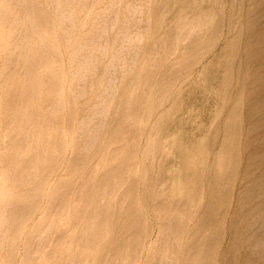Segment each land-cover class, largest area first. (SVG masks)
Segmentation results:
<instances>
[{"label": "rangeland", "instance_id": "1", "mask_svg": "<svg viewBox=\"0 0 264 264\" xmlns=\"http://www.w3.org/2000/svg\"><path fill=\"white\" fill-rule=\"evenodd\" d=\"M42 1L47 6L45 8L52 12L55 10L59 12L62 5V12L69 14L67 18L72 16L75 19V23H69L65 19V26L68 24L66 28H70L73 33L76 31L74 35L80 31L83 23L98 7L96 0H85L84 4L82 0ZM52 1L56 4L54 5ZM132 1L137 0L119 2L123 8ZM183 1L141 0L144 4V14L135 16L128 22L127 27H129H126L132 28V31L139 30L141 41L135 44L106 41L110 40V36L105 35L106 40H104L106 43L109 42V51L112 53H109V56L101 55V47L96 41H92L86 52L93 55V59L98 60L97 62L94 60L96 62L94 67L89 66V69L93 67L89 72L85 69L82 55L71 56L77 41H54L60 46L61 60L58 62L62 67L59 77L62 78L64 100L59 110L61 121L56 123L53 131L61 130L62 137L65 138V147L63 153L60 151L57 157L47 156L48 167L45 169H50L51 162L54 165L57 160L56 166L51 171L45 170L47 177L43 183L39 206L31 210L20 224L8 222L3 209L4 202L12 200V196L7 195L6 190L14 166L11 163L15 158L11 148L15 135L10 131L11 119L8 116L6 100L11 94L16 95L15 91L23 93L29 81L24 80L26 66L16 49L15 41L9 40L8 31H4L2 35L0 32V264H107L111 257L107 260L103 255L109 252L103 254L99 246L91 247V252L95 248L94 255L87 257L89 250L82 243L83 238L86 237L84 231L72 232L70 226L63 227L68 219H49L55 212L52 203L63 195L61 194L64 189L63 183L71 190L70 196L75 195L81 186L80 180L72 183L77 177V169L85 165L95 167L102 159L98 148L106 142L108 129L109 153L105 167H101L99 171L105 168L111 169L112 166L119 168L108 181L110 184L113 183L115 178L118 179V175L126 178L118 186L120 190L117 189L114 194L115 201L116 199L118 201L116 206L128 212L139 211L147 223L146 233L142 236L138 248L132 245L131 233L125 235L123 242L127 244L126 257L117 264H155L158 256L153 257V249L160 233L164 230L151 200L154 197L155 199L168 197L171 200L175 184L179 185L178 187L184 185L193 187L194 192L189 200L196 201V207L193 215L185 217L186 227L180 237L172 236L169 240L171 245L167 254L160 256L163 264H166L168 259L173 260L172 264H186L192 259L193 256L187 255L188 249L192 238L200 232L198 225L201 216L213 201L219 204L226 201L227 204L221 210V207L216 208L221 211L222 223L214 224L209 231L215 244L212 264H248L249 250L242 243L237 242L236 214L245 188L252 184V180L245 176L251 158L255 156L256 159H264L261 154H255V150L264 149V0H190L188 6L182 7L180 4ZM65 4L68 7L66 9ZM6 5L9 6L8 0H0V24L5 19L4 13L8 8ZM173 9H178L177 12L183 17H188L180 29V40L183 43L181 49L179 48L178 54L174 52L165 56L164 48L160 50L154 48V45L159 43L157 26L158 23L164 24L165 29L171 26L169 21L172 16L169 14ZM18 16L17 9L10 6L7 22H12ZM53 16L57 18V15ZM193 16L198 19L199 26L190 22ZM191 32H195L192 36L194 38H190L194 41L185 37ZM197 34L200 37H195L198 36ZM105 42L99 41V44ZM191 42L193 43L190 44ZM193 45L197 48L193 49ZM126 46L129 47L128 50ZM114 51L117 53L115 57ZM112 60L113 66L109 68L108 78L103 80L100 87L98 81L105 70H108ZM114 62L119 64L116 65ZM149 65L154 68L148 70L146 74ZM82 73H85L84 79L80 78L83 76ZM6 77L9 79L7 80ZM139 77L140 79L147 77L148 81L142 80L140 83ZM6 81H10L9 84H5ZM94 81L97 89L94 88L92 92L97 90L102 97L97 102L99 103L97 110H106L107 104L104 102L109 97L108 111L96 115L86 129L74 124V132L71 135V117L77 110V105L74 104L86 100L85 96H78L79 89L85 88V91H90L91 83ZM139 84L144 91L138 96L136 90ZM71 91L75 95L74 99L70 94ZM102 91L104 92L101 93ZM130 99L133 105L131 116L130 113L125 114L124 106H131L128 101ZM27 102L28 98H24L22 106ZM237 104L240 109L241 134L236 150L235 167L229 174V180L228 176L220 171V167L224 163L226 124L230 120L231 109ZM53 108L56 107L53 105L51 108L48 105L44 107L45 111ZM101 121H104V124L99 130L95 129ZM118 124L123 126H116ZM87 131L98 135L95 144L89 145L91 147L87 150L86 157L74 165L76 145L80 143L86 147ZM112 132L115 134L120 132V140L113 137L110 141ZM122 153L126 154L128 165L119 166L123 161L120 158ZM193 169L199 172L196 177L194 176L196 171ZM263 173L264 163L253 168V178ZM87 174L88 170L82 171L81 177L84 178ZM216 175L220 181L216 187L217 193L214 194ZM29 185L33 186L34 183L31 182ZM131 185L133 190L130 193L128 187ZM224 190L228 193L226 200V195L222 194ZM30 198V196L23 197V201L28 202ZM123 199H125L124 203ZM185 199V196H181L178 200ZM261 201L264 202V196L260 200L250 201L247 208H259ZM74 207V202H71L68 209L72 212ZM255 220L264 228L262 214L255 216ZM50 221L52 225L47 232L46 228ZM71 221L74 222L73 218ZM40 225L44 227L43 230H38ZM114 229L117 230L118 226ZM76 232L78 237L73 248H66L64 239L71 238ZM36 239H44L45 243L38 246ZM235 246L237 251L233 250ZM107 248L109 251L114 250ZM95 252L102 254L103 258L101 256L98 258ZM80 254L83 255L84 260L73 263ZM125 259L126 261L123 262Z\"/></svg>", "mask_w": 264, "mask_h": 264}, {"label": "bare ground", "instance_id": "2", "mask_svg": "<svg viewBox=\"0 0 264 264\" xmlns=\"http://www.w3.org/2000/svg\"><path fill=\"white\" fill-rule=\"evenodd\" d=\"M14 1L15 3H13V0H8L9 6L6 5L8 6V8L4 13L5 19L3 18L4 20L1 21L0 28L2 31L0 32L2 35L4 31H8L10 37L9 40L15 41L16 49L19 51L20 58H22L24 65L26 66V74L24 76V80L29 81V85L23 93H21V91H15L16 95L11 94L6 100L8 106V116L11 119L10 131L11 134L14 133L15 135V139L11 143V148L14 151L13 155L15 158L11 163L14 164V166L12 171L10 172V179L8 178L6 190L7 195L12 196V200L4 202L3 209L5 210V217L8 222H10L11 224H20V221L25 218L31 210L39 206L43 194V183L46 181L47 177L45 170L51 171L56 166L57 160L54 165L51 162L50 169H45V167H48V162H46L48 160L47 156L49 155L51 157H57L60 151L61 153H63L65 147V138L62 137L61 130L59 129L57 132L53 131L56 123H59L61 121L59 110L62 107V102L64 100L62 78L59 77V74L61 73L60 69L62 67L61 63L58 62L59 60H61L59 59V57L61 56L60 46L54 41H77V44L74 47V52L71 56L80 57L82 55L83 63L86 65L85 69L87 70V72H89L93 69L98 60L97 58L93 59V55L86 52V50H89L87 49L89 43H91L92 41H96L97 45L101 47V55L109 56V53L111 52L109 51V42H105V35L110 36V40L106 41H122L123 43L129 44H135L137 41H141L139 40V30L132 31V28L127 29L129 27H127V25L129 24L128 22L134 19L135 16H141L145 11L143 9V1L141 2V0H137L134 2L132 1V3L126 5L123 8L120 6V0H111V3H109V0H96V5H98V7L83 23L80 31L76 33V35H74L76 31L73 33L70 28H66L68 24L65 26V19L68 20L69 23H75V19L72 16L67 18L68 13L66 10L65 12L67 14L62 12V5L59 8L62 13L60 11L59 13L58 10L57 13L55 12V10L53 11L55 12L54 14L51 10L45 8L47 6L42 0ZM83 2H85V0H82V3ZM190 3V0H184L180 5H182V7H186ZM66 4L65 9L68 8ZM10 6L17 9L19 16L15 18V20L13 19L12 22H7L10 12ZM81 6L84 7L83 5ZM177 10L178 9H173L169 14L172 17L169 21L171 26L168 29H165V25L162 23H158L157 21V41H159V43H154V48L155 50L164 48L165 56H169L174 52L178 54L179 48L181 49L183 44L181 42L182 40H180V29L182 27L181 25L188 16L183 17V15L180 14V12H177ZM71 13L72 12H70V14ZM53 15H57V18H55ZM137 19L139 20V18ZM135 22L137 23V20ZM190 22L197 24L198 26L200 25L196 16H193ZM5 23H7L8 25ZM109 23H111V25H109ZM71 26L73 27V24ZM130 27L133 26L130 25ZM134 27H136V25ZM193 35H195V32H191L190 34L187 33L185 37H189L190 40ZM195 37H200V35ZM99 41H104L105 43L99 44ZM192 43L193 42H191L190 44ZM127 48L129 47L126 46V49ZM195 48H197V46L193 45V49ZM116 55L117 53L115 52L114 57ZM110 62V67H108V70H105L98 81V86L100 87L103 80L108 78L109 68L113 66V60ZM114 63L116 65L119 64H117L116 62ZM90 65H92L93 67L89 69ZM153 68L154 67L152 65L147 66L146 74L148 73V70H151ZM78 73L77 76H79ZM84 74L80 78H83L85 76ZM144 77L141 79L139 77L140 80H138L140 83L142 82V80L146 82L148 81L147 77ZM9 78H7V80ZM9 82L10 81H6L5 84H9ZM88 85H90V83H88ZM91 85L92 86L90 87V91H85V88H82V90L79 89L78 96H85L86 98L84 99L86 100L83 102L81 101L78 104H76L75 102L74 104V106L77 105V110L71 117V135H73L74 132V124H79L81 128L86 129L91 125V122L95 119L96 115H98L100 112H103V114H105V111H108L109 97H107L104 102L105 104H107L106 110H97V104H99L97 102L100 100L99 98L102 97L99 96L100 92L98 93L97 90L92 92L96 87L95 81L94 83H91ZM141 87V84L137 86L136 92L138 96L142 91H144ZM103 92L104 91H102L101 93ZM23 94H26V96H24ZM70 94L74 99V93L71 91ZM24 98H28V102L25 106H22V101ZM128 101L131 106L124 105L125 114L130 113L129 116H131V109L133 107L132 99ZM45 105H48L49 108H51V105H53V107L56 108H53V110L51 109L45 111ZM237 105L231 109V114L229 115L230 120L226 124V145L223 149L224 163L222 162L223 165L222 167H220V171L224 172L223 174H226L229 180V174L235 167L237 155L236 150H238L239 137L241 134L240 109L239 105ZM103 124L104 121H101L95 126V129L99 130L100 126ZM116 126L123 125L118 124ZM125 126H127V124ZM107 131L108 135L106 137V142L98 148V153L102 156V159L97 163L95 167L85 165L82 168L77 169V177L72 181V183L80 180L81 186L79 191H77L75 195L72 194L70 196L71 190L69 188H66V184L63 183L64 189L61 191V194L63 195L59 196L55 203H52V207L55 209V212L51 215L49 220H58L60 218L66 220L68 219V221L64 222L63 227L70 226L72 232L84 231L86 237L83 238L82 243L85 244V247H87V249L89 250V252L87 253V257H93V250L97 246H99L102 249V253L104 252L103 254L109 252L107 255H103L107 260L109 257H111L108 260L107 264H109V262L111 264H117L118 262H121L120 260H123L126 257L127 244L123 242L125 235L130 232L132 245L133 247L138 248L142 242V236H144V234L146 233L147 223L144 217H142V214L139 213V211L128 212L124 209H119V207L116 206V203H118V201L117 199V202L115 201L114 194L116 193L117 189H119L118 186L122 184L126 178L125 176L118 175V179L115 178L113 183L110 184L108 183V181L109 178H111L112 174H114L119 168H115L112 166L111 169L105 168L103 171H99L101 167H105L106 158L109 153V129ZM97 136L93 132L87 131V141L85 143L86 147H84V144L81 145L80 143H77L76 153L73 157L74 165L76 164V162H79L82 158L86 157L87 150L91 147L89 145L95 144ZM120 136V132L116 134L112 132L110 134V141L113 137H117L120 140ZM256 153L261 154L262 158H264V149L255 150V154ZM99 154H97V157L99 156ZM125 156L126 154L124 153L120 155V158L123 161L119 166H123V164L128 165ZM224 157H226V159ZM256 158L257 157L255 156L251 158L248 171L245 172V176L247 177V179L252 180V184L245 188L246 190L243 196H241V201H239L240 205L236 214L238 223L236 231L237 242L242 243L248 248V264H264V228L260 226V223L256 222L255 220V216H257L258 214H262L264 216V202L261 201L262 203L259 208H247V204L250 201L260 200L264 196V173L263 175L253 178V168H255L258 164L264 163V159ZM85 170H88V174L83 178L81 177V173L82 171L85 172ZM193 171H196L194 174L195 177L199 175V172L197 170L193 169ZM219 181L220 179L218 175H216L214 178V194L217 193L216 187ZM31 182L34 183L33 186L29 185V183ZM178 186L179 185L175 184L171 200H169L168 197H163L161 199H155L154 197L151 200L156 212L160 216V222H162L164 230L163 233H160L159 239L156 242V246L153 249V257L158 256V259H156V261L154 262L155 264H163L162 258H160V256L164 255L165 253L167 254L171 245L169 244V240L172 236L174 238L180 237L186 227V223L184 220L185 217L187 215H193V210L196 207V201L189 200L192 193L194 192L193 187H188V185H184L181 187ZM113 188L114 190L112 191ZM132 190L133 187L131 185L128 187V192L131 193ZM222 194L226 195V200V197L228 196L226 190L222 191ZM26 196L31 197L30 201H23V197ZM181 196H185L186 199L178 200ZM125 199H123V203ZM71 202H74L75 204L74 210L72 212L68 209V206L69 204L71 205ZM226 204V201H223L222 204L213 201L208 206L205 214L201 216L198 225L200 228V232H198L197 235L192 238L191 245L187 253V255H191L193 257L186 264L213 263V249L215 244L212 233H210L209 231L211 226H214V224L217 223L218 225H221L222 215L220 217V210L224 206H226ZM217 207H221L220 210H216ZM72 218L74 222L71 221ZM51 225L52 224L50 221L47 225L48 227L46 228L47 232ZM116 226H118L117 230H115L116 228L114 229V227ZM43 228L44 227L40 225L38 227V230H43ZM77 237L78 233L76 232L73 233V236H71V238H65L63 242L65 247L73 248ZM36 242L38 246H41L43 245V243H45V240L36 239ZM91 247H95L92 249V252L90 250ZM107 247H110L114 250L109 251V248ZM233 250L237 251L236 246L233 248ZM95 254L98 255V258H100V256L102 255H100L99 252H95ZM82 257V254L77 255L73 263L84 260V258ZM125 261L126 259L123 262ZM172 262V259H168L166 261V264H172Z\"/></svg>", "mask_w": 264, "mask_h": 264}]
</instances>
